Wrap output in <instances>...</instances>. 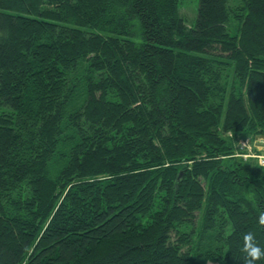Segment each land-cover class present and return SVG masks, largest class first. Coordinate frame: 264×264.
Returning a JSON list of instances; mask_svg holds the SVG:
<instances>
[{"label":"trees","instance_id":"obj_1","mask_svg":"<svg viewBox=\"0 0 264 264\" xmlns=\"http://www.w3.org/2000/svg\"><path fill=\"white\" fill-rule=\"evenodd\" d=\"M258 139L264 0H0V264H243Z\"/></svg>","mask_w":264,"mask_h":264},{"label":"clouds","instance_id":"obj_2","mask_svg":"<svg viewBox=\"0 0 264 264\" xmlns=\"http://www.w3.org/2000/svg\"><path fill=\"white\" fill-rule=\"evenodd\" d=\"M257 159L260 167L264 168V156ZM256 224L260 230H264V209L259 210ZM240 251L243 254V264H257L258 261L264 260V248L258 244L256 234L252 231L244 233Z\"/></svg>","mask_w":264,"mask_h":264},{"label":"rangeland","instance_id":"obj_3","mask_svg":"<svg viewBox=\"0 0 264 264\" xmlns=\"http://www.w3.org/2000/svg\"><path fill=\"white\" fill-rule=\"evenodd\" d=\"M180 8L182 14L185 16L186 20L191 24L195 21L198 9V0H179ZM258 139V142L264 143V139ZM259 151L263 152L264 144L257 143L254 145Z\"/></svg>","mask_w":264,"mask_h":264},{"label":"bare ground","instance_id":"obj_4","mask_svg":"<svg viewBox=\"0 0 264 264\" xmlns=\"http://www.w3.org/2000/svg\"><path fill=\"white\" fill-rule=\"evenodd\" d=\"M244 144H245V143H244V142H242L240 146L243 148V147H245V145H244Z\"/></svg>","mask_w":264,"mask_h":264},{"label":"built area","instance_id":"obj_5","mask_svg":"<svg viewBox=\"0 0 264 264\" xmlns=\"http://www.w3.org/2000/svg\"><path fill=\"white\" fill-rule=\"evenodd\" d=\"M245 145V144H244Z\"/></svg>","mask_w":264,"mask_h":264}]
</instances>
